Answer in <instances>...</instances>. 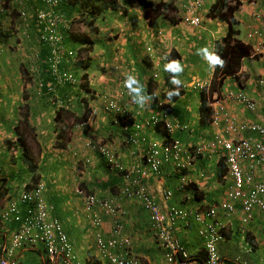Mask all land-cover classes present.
<instances>
[{"label":"crops","instance_id":"crops-1","mask_svg":"<svg viewBox=\"0 0 264 264\" xmlns=\"http://www.w3.org/2000/svg\"><path fill=\"white\" fill-rule=\"evenodd\" d=\"M163 1H174L179 8L181 22L172 25L163 21L157 28H151L143 18L139 5L134 1L124 0L121 5L128 12L108 13V23L100 24L99 35H90L94 43H99L91 54V69L88 70L93 79L91 94H83L70 86L53 84L54 93L40 95L36 91L24 90L31 87L24 84L20 93L25 95L7 92L4 96L13 104L0 106V121L3 123L0 125L3 130L0 131V136L6 134L5 137H12V141L17 138L14 134L15 127L24 121V116L28 117L23 124L28 154L31 156L29 159L24 160L22 146L16 144L9 149L0 139V172L7 176L12 190L8 201L18 200L22 193L20 190H24L26 186L43 182L44 199L51 217L63 225L75 252L88 264H109L102 256L96 238L109 240L116 236L117 228L122 236L131 239V251L141 264H167V251L156 237L149 213L137 198H128L121 193L129 184L124 174L111 168L107 159L89 143L110 144L116 150V160L124 168H145L146 189L164 211L170 206L194 211L202 206L222 204L231 183L221 168V153L206 154L187 172L191 183L204 192L203 199L196 202L192 189L185 187L181 192L177 190V185L183 178L180 173L169 167L160 176H156L147 169L145 145L136 148L122 142L124 134L129 131L127 127H131L133 121L124 122L106 110L107 102L116 96L125 81L139 89L147 88L152 73L157 70L161 73L163 59L168 56L174 63L173 79L166 84L163 80L158 81V89L168 88L171 91L173 86H186L179 96H172L170 92L166 96L164 92L163 97L168 120L188 124L190 127V132L179 133L177 137L190 144H199L210 140L215 134L212 125L203 126L200 123L201 91L195 89L194 85L197 82L211 83L215 52L222 46L228 23L207 15L200 27L187 26L183 23V0ZM218 1L206 0V10L209 11ZM240 2V9L236 13L240 23V39L250 43L253 52L243 60L238 74L240 79L229 77L226 80L219 100L226 112L239 122L247 121L264 126V47L258 50L260 41L252 37L263 27V22L254 15L264 12V0ZM33 7L35 10L36 7ZM39 8L40 6L37 9ZM35 44L38 46V42ZM148 47L152 49L151 57L147 55ZM8 50L6 47L1 55V66L8 65L10 59L13 61L11 57L15 55L9 56ZM70 69L73 74L81 73L80 70L77 71L78 65L73 64ZM52 83L54 80L50 81ZM239 93H244L256 103L255 111L247 110L242 101L235 99ZM52 99L54 103H51ZM120 105L130 113H138L139 122L154 113V104L146 99L139 100V106H133L124 97L120 100ZM193 106L199 108L198 114ZM56 107L67 109L74 117L63 122L56 121ZM4 110L6 114L3 113ZM84 115H88V118L80 121L78 118ZM196 116L197 123L193 120ZM224 126L226 128L222 122L220 129L223 130L224 137L236 140L243 137L240 132L226 131ZM162 133L161 127H158L144 131L141 135L151 139L161 137ZM244 136L256 137L251 133H245ZM28 140H32L34 145H30ZM258 180L264 181V168L259 170ZM78 189L95 194L103 200H115L117 212L108 214L99 207L87 210L84 199L76 194ZM168 190L173 191V198L170 200L165 199ZM238 208L237 214L232 218L224 217L223 212L219 213V219L228 226V237L219 246L223 264H234L239 258L233 256L239 251L249 254L253 260L264 257V213L254 211L253 219L243 224V213L239 205ZM95 217L101 219L98 227L94 225ZM2 225L7 227V224H0V227ZM198 228L193 220L180 221L174 227L175 236L193 257H198L203 251ZM17 255L20 264H45L47 258L40 246L23 248Z\"/></svg>","mask_w":264,"mask_h":264},{"label":"built area","instance_id":"built-area-1","mask_svg":"<svg viewBox=\"0 0 264 264\" xmlns=\"http://www.w3.org/2000/svg\"><path fill=\"white\" fill-rule=\"evenodd\" d=\"M61 1L64 0H32L33 5H44V8L41 7L37 12H34L32 17L24 0H5L4 2L0 0V19L2 18V23L5 19L19 28L23 38H29V35L34 33V19L36 18V24L40 29L37 30L38 37H40L38 43L51 45L54 49V56L49 60L51 74L58 82L75 83V79L70 73L61 70L63 55L59 52L61 48L58 44L61 37L57 30L61 24L65 23V20L63 16L55 15L53 12V9L58 7ZM183 2V23L187 26L200 27L203 18L209 14L205 6L206 0H183ZM12 3L18 4V8H11L10 4ZM254 16L263 22L262 29L252 35L260 41L258 50H261L264 47V12ZM2 47L0 41V68L1 55L4 51ZM147 52L152 55L151 47H148ZM37 59L38 53L31 58L32 64ZM169 61L168 56L163 59L167 74L171 72ZM154 79H160L158 72L154 73ZM40 86L42 87V84ZM206 86L205 83L196 84V88L200 89H204ZM139 92V88H135L129 81H125L122 89L107 102L106 110L114 113L124 122L133 121L131 127H127L129 131L124 134L122 142L136 148L142 144L145 145V165L153 174L160 175L166 167L183 173V178L177 185L178 191H182L191 182L185 171H189L199 158L206 154L221 153L225 158L226 176L231 180L224 202L219 206L199 207L195 211L176 206L169 207L164 211L146 189L147 171L145 168L139 166L124 168L116 160V150L106 142L89 143V145L98 149L112 166L111 168H116L119 173L124 174L129 184L121 193L128 198H137L149 213L157 239L167 251L168 264H193L185 246L173 234L174 227L179 221L188 222L189 220H194L199 225L198 236L202 239L207 254V264H222L218 248L226 239L224 235L226 226L219 220V210L222 208L226 216L233 217L237 214L239 205L243 213V224H247L253 219L254 211L259 210L264 213V181L258 180L259 170L264 168V127L238 122L235 117L226 112L220 102L216 101L211 120V125L215 128L213 137L199 144L185 143L177 135L190 132L189 125L170 122L164 108V101L159 99L160 96L157 93L150 96V101H156L154 113L142 122H139L138 113H130L120 105V100L125 97L133 106L136 104L139 106V100L145 99ZM230 96L232 97V95ZM236 97L249 109H254V104L244 95ZM222 122L225 123L226 128L225 126L224 128L228 132L244 133L249 131L258 134L260 138L243 137L239 140L226 138L223 136V130L220 129ZM158 126L161 127L163 135L165 134L163 138L147 139L141 135L144 131L156 129ZM44 190L45 185L38 183L33 189L24 191L20 195L19 203H11L6 207L0 206V214L5 221H15L19 224L18 229L12 234L10 242L1 248L0 264H17L16 251L25 245L30 247L42 245L48 256L49 264H88L86 260L76 254L74 245L63 225L51 217L49 206L44 199ZM76 194L84 199L89 211L93 207H99L108 214L117 212L115 200H103L97 195L89 194L81 189H78ZM172 197V191L165 193L166 200H170ZM94 225L100 226L101 219L95 217ZM115 233L116 236L109 240H104L101 237L96 238L102 256L110 264H141L131 251V239L122 236L119 228L115 230ZM117 249L121 251L116 252ZM234 264H264V258L255 262L237 261Z\"/></svg>","mask_w":264,"mask_h":264},{"label":"trees","instance_id":"trees-1","mask_svg":"<svg viewBox=\"0 0 264 264\" xmlns=\"http://www.w3.org/2000/svg\"><path fill=\"white\" fill-rule=\"evenodd\" d=\"M127 1H134L139 5L142 11L143 18L147 21L148 25L151 28H157L159 22L163 21L169 22L172 25H176L182 21V19L178 15L179 8L176 7L174 1ZM24 2L25 6L30 11V8H32L33 6L32 0H24ZM61 2L59 3L56 11L65 17V23L61 24L57 30L59 36L61 37V41L59 42L58 46L62 51L59 52L63 55L61 69L67 70L73 64L79 65V63H77L75 60L78 61V58H81L83 54L90 55L94 52V48L96 47V45L90 35H99V33L101 32L100 24L106 25L108 23L107 14L110 12L124 13L128 12V9L124 8L121 5V2H124V0H74L70 3H67V1L64 0ZM40 5L42 6V8H44L43 4ZM240 6V0H219L209 8L208 16L212 19H220L224 22H227L228 31L226 36L223 38L222 46H220L215 52L214 75L209 90L201 93L200 123L203 126L211 124L214 110L210 104L214 102V96H216V99L221 97L223 88L225 87V82L229 77H233L235 79L239 78L238 74L241 71L243 60L250 57L253 52L252 45L240 39V23L236 18V13L240 9ZM37 8L38 7L35 8V12L39 10ZM30 21L32 23V20ZM81 27H85L86 31L80 33L79 29H82ZM37 30L39 31L40 29L36 24L35 18L34 32H36V34L34 33V37L32 36V33L29 35V39L32 38L31 40L33 41V45L34 43L38 42V38L40 39V37H38ZM27 39L28 38H26V40ZM37 47L38 59L31 65L33 73L29 69L28 71L32 73L33 77L35 76V78H37V81H33H35V83H41L42 87L40 85H38V87L31 86L29 87V89L25 88V90L29 92L36 91L40 95L42 93L46 94V92L54 93V91L52 90L54 88L53 83L50 84V81H52V77L49 68V60H51L54 56V49L51 45H41L40 43H38ZM32 57L33 53L30 54L29 59H31ZM25 58L27 60L28 57ZM26 62H29V60H27ZM30 63L32 62L30 61ZM84 66V68H90L91 64L87 63ZM76 77L78 78L79 76ZM83 79V89L92 86L91 84L93 79L91 76H84ZM24 84H26V80ZM64 86H69V84H65ZM73 88L76 89L75 87ZM171 88L170 90H172ZM53 101L54 99L51 100V103H54ZM63 117H65V119H63ZM71 117H74L73 114H69L67 109L61 108L57 111L56 121L63 122ZM87 118L88 115H84L78 119L80 121H85ZM23 120V122L25 123V121L28 120V117L24 116ZM14 134H16L17 138L13 141V143L14 145L18 144L19 146L23 147V156L24 160L26 161L31 156L28 154L27 143L25 139L26 131L24 127L22 128V125L16 126ZM224 160L225 158L222 156L221 168H223V170L226 172ZM187 172L188 171H185V174H187ZM188 185L186 187L188 188V190H193V197L195 201L200 202L203 199L204 192L201 191L197 186L193 185V183L191 182H189ZM25 188L26 190H29L31 187L30 185H28ZM11 191L12 190L7 176L0 172V205L4 204L10 199ZM14 230H16V228ZM5 238V233L0 231V245L5 241ZM205 257L206 255H204V252H202L201 257H197L196 260L199 261V264H205Z\"/></svg>","mask_w":264,"mask_h":264},{"label":"rangeland","instance_id":"rangeland-1","mask_svg":"<svg viewBox=\"0 0 264 264\" xmlns=\"http://www.w3.org/2000/svg\"><path fill=\"white\" fill-rule=\"evenodd\" d=\"M1 1L4 2L5 0H1ZM10 7L17 9L18 5H16L15 3H12L10 4ZM30 13H31V16L34 13L33 6L32 8H30ZM1 19H0V41H1V44L3 45L2 48L5 49L6 47H8L9 56L15 55L11 57L13 61L10 59V63L8 65H5V66L2 65L0 68V106H7V104L12 105L13 102L11 100H8L7 99L8 97L6 95L4 96L5 93L14 91L15 95L24 94L20 92L22 91V86L25 83V80H26V84L34 86V83L36 81L35 79L37 78H35V76L33 77L32 75L33 69L31 68L32 63H30L31 59H29V57L31 53H33V55L38 53V47L35 43L34 45L32 44L33 42L31 40L32 38L30 39L28 38L27 40L26 38H23V34L19 30V28H16L9 21H5V19H4V23H2L3 21ZM160 23L161 22H159L158 26L160 25ZM34 33L36 34V32ZM34 33H32L33 37H34ZM97 44H99L98 41H95V45ZM25 57H28L27 60H29V62H26L27 60ZM28 69L32 73L28 71ZM56 110H57V107H56ZM193 110L195 111V113L198 114L199 108L197 106H193ZM3 113L6 114V110H4ZM0 120H1V117H0ZM193 120L197 123V116ZM2 124L3 123L0 121V125ZM18 125L20 126L22 125V128L24 127L23 122H19ZM0 131H3V130L0 129ZM3 135L4 136H0L1 141L4 143V145L6 144L7 147L9 146V149H11L14 146L13 141L15 139L12 141V137L8 138V137H5L7 136L6 134H3ZM28 141L30 145L32 146L34 145L32 140H28ZM240 252L242 251H239L238 253H236V255H234L233 258L237 257L239 258L238 259L239 261H252L253 260V258L250 257L249 254L240 253Z\"/></svg>","mask_w":264,"mask_h":264},{"label":"clouds","instance_id":"clouds-1","mask_svg":"<svg viewBox=\"0 0 264 264\" xmlns=\"http://www.w3.org/2000/svg\"><path fill=\"white\" fill-rule=\"evenodd\" d=\"M67 1V3H70L71 1H74V0H66ZM33 5V4H32ZM34 6V5H33ZM36 7H39V5H35ZM42 6L40 5V8H41ZM39 8V9H40ZM58 7H56L55 9H53V12H54V14L56 15V14H58V15H61V14H59L57 11H56V9H57ZM179 10V9H178ZM123 13V12H122ZM178 15H179V13H178ZM61 16H63V15H61ZM180 16V15H179ZM209 17V16H208ZM63 18H64V20H65V17L63 16ZM82 29H79V32L81 33H83V32H85L86 31V28L85 27H81ZM84 30V31H83ZM92 54V53H91ZM91 54L90 55H85V54H83L82 55V57L81 58H78V61L77 60H75L77 63H79V69L77 70V71H81V73L78 75V74H73L70 70V67L67 69V70H65V69H61L62 71H67L68 73H70L72 76H73V78L75 79V83H62V82H58L54 77H53V75L51 74V77H52V80H54V83L53 84H55L56 86L57 85H59V86H64L65 84H69V86H73V87H75L76 88V90H78V91H80V92H82L83 94H86V95H89V94H91L92 93V90H91V88L90 87H88V88H86V89H83L82 88V80L84 81V76H89V74H88V70H90L91 69V67L90 68H84L85 66V64H87V63H90L91 64ZM147 55L149 56V57H151V55H149L148 54V52H147ZM169 58V57H168ZM170 59V58H169ZM170 63H171V72H170V74H167L166 73V71H165V68H164V64H163V68H162V70H161V73H160V71L159 70H157L156 72H158L159 73V75H160V79L159 80H155L154 79V73H155V71L152 73V75H151V80L149 81V86L147 87V88H141V89H139V93H142L143 94V96H144V98L146 99V100H151L150 99V96L154 93H157L159 96H160V98L159 99H161L162 101H163V97H164V92H165V94H166V96H168V95H170V93L172 94V96H179V94L180 93H182L184 90H185V88H186V86L184 85V86H173V84H172V90L171 91H169L168 90V88L166 89V90H159L158 89V85H157V82L158 81H162L163 80V82H164V84H166L168 81H171L172 79H173V60H170L169 61ZM61 71V72H62ZM76 76H79L78 78L76 77ZM239 78L238 79H240V75L238 76ZM36 81H37V79H35ZM237 80V79H236ZM212 82V81H211ZM34 83V82H33ZM197 83H199V82H197ZM197 83H195V85H194V87H195V89H197V90H199V91H201V93H203V92H206V91H208L209 90V87H210V85H211V83L210 84H207V83H205V84H207V86H206V88H204V89H200V88H196V84ZM201 83V82H200ZM41 83H39V82H37V83H34V87H38V85H40ZM262 84L264 85V82H262ZM30 86H32V85H30ZM54 86V85H53ZM134 86V85H133ZM81 87V88H80ZM135 87V86H134ZM135 88H137V87H135ZM53 91H55V87L52 89ZM173 91V92H172ZM170 92V93H169ZM238 95H244L251 103H253L254 104V109H249L248 107H247V105L245 104V103H243V104H245L246 105V108H247V110H249V111H255V108H256V103L254 102V101H252L248 96H246L244 93H239ZM230 96V95H229ZM237 96V95H236ZM215 98H214V102L212 103V104H210L211 106H212V108H213V110L215 111V109H214V103H216V101H218V102H221V100H219V98H217L216 99V96H214ZM173 98V97H172ZM235 99H237V97L235 98ZM237 101H239L238 99H237ZM152 102V101H151ZM155 102L156 101H154V102H152L153 104H154V108H155ZM242 103V102H241ZM223 107H224V105H223ZM62 108V107H61ZM61 108H58L57 110H59V109H61ZM164 108L166 109V106H165V102H164ZM169 118V117H168ZM237 119V118H236ZM212 120V119H211ZM171 122V121H170ZM239 122V121H238ZM243 122H245V123H247V124H250V125H260V126H262V127H264L263 125H261V124H257V123H253V122H247V121H241V123H243ZM172 123H174V122H172ZM211 125V124H210ZM158 127H160V126H158ZM157 127V128H158ZM245 133H251V132H249V131H245L244 133H242L243 134V137H250V136H244V134ZM251 134H254V135H256V137H254V138H256V139H258V138H260L259 137V135L258 134H256V133H251ZM165 135V134H164ZM163 133H162V136L161 137H158L159 139H161V138H163ZM242 137V138H243ZM170 140V139H169ZM182 140V139H181ZM185 142V141H184ZM186 143V142H185ZM166 168H169V167H166ZM165 169V168H164ZM163 169V170H164ZM163 170H162V172H163ZM174 170V169H173ZM177 172V171H176ZM162 174V173H161ZM160 174V175H161ZM181 174V176H183V174L182 173H180ZM155 175V174H154ZM160 175H156V176H160ZM38 183H43V182H38ZM38 183H34V184H32V186H30L31 188L29 189V190H31V189H33ZM44 184V183H43ZM45 185V184H44ZM178 190V189H177ZM24 191H28V190H26V188L23 190L22 189V193L24 192ZM168 191H171V190H168ZM168 191H166V192H168ZM179 192H181V191H179ZM22 193H20V195L22 194ZM172 193H173V191H172ZM19 198H20V196H19ZM173 198V197H172ZM11 203H19V199L18 200H16V201H6L4 204H2V205H0L1 207H6L8 204H11ZM220 205V204H219ZM218 205V206H219ZM170 207H172V206H170ZM203 207V206H202ZM178 208H180V207H178ZM169 209V208H168ZM181 209H183V208H181ZM185 210H189V209H185ZM189 211H193V210H189ZM195 211V210H194ZM220 212H223V214H224V217H228V216H226V214L224 213V210L221 208L220 210H219V213ZM235 216V215H234ZM233 216V217H234ZM219 217V216H218ZM229 218V217H228ZM230 218H232V217H230ZM220 220V219H219ZM190 221V220H189ZM194 221V220H193ZM221 221V220H220ZM180 222V221H179ZM178 222V223H179ZM195 222V221H194ZM223 222V221H222ZM196 223V222H195ZM0 224H7V227L5 228V226H1L0 227V231H2V232H4L5 233V235H6V238H5V241L0 245V253H1V248H2V246H4L5 244H8L9 242H10V238H11V236H12V234L18 229V227H19V224L18 223H16L15 221H11V222H8V221H5L3 218H2V216H1V214H0ZM225 224V223H224ZM177 225V224H176ZM175 225V226H176ZM14 226V227H13ZM199 226V225H198ZM225 226H226V231L224 232V235H225V238L227 239V237H228V226H227V224H225ZM10 227H12V228H10ZM16 228V230H14ZM199 229V228H198ZM173 234H174V232H173ZM174 236H175V234H174ZM157 237V236H156ZM199 237V236H198ZM200 238V237H199ZM201 239V238H200ZM225 239V240H226ZM224 240V241H225ZM201 241H202V239H201ZM181 242V241H180ZM73 244V243H72ZM38 246H40V247H42V249H43V251H44V248H43V246L42 245H38ZM38 246H35V247H38ZM220 246V245H219ZM27 247H30L29 245L28 246H23V247H21V248H19L17 251H16V262H17V264H20V262H19V259H18V251L19 250H21V249H23V248H27ZM75 249V248H74ZM185 249H186V247H185ZM219 249V248H218ZM187 250V249H186ZM202 252H204V255H206V257H205V264H207V262H206V260H207V254H206V251L204 250V247H203V242H202ZM187 252H188V250H187ZM202 252H201V254L198 256V257H201V255H202ZM250 252V251H249ZM44 253H45V255H46V262H45V264H49V261H48V256H47V254H46V252L44 251ZM189 253V252H188ZM219 253H220V251H219ZM77 254V253H76ZM189 255H190V260L192 261V263L193 264H199V261L198 260H196V258L197 257H193V256H191V254L189 253ZM221 255V254H220ZM80 257V256H79ZM81 258V257H80ZM262 258H264V257H262ZM262 258H260V259H258V260H252L253 262H255V261H260ZM139 259V258H138ZM237 261H239V260H236L235 261V263L237 262ZM240 262H242V261H240ZM110 264V263H109ZM167 264H168V262H167ZM222 264H223V259H222Z\"/></svg>","mask_w":264,"mask_h":264}]
</instances>
